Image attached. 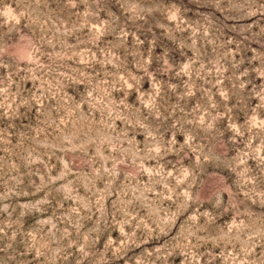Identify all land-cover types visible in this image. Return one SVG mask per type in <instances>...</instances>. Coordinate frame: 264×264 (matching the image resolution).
I'll return each mask as SVG.
<instances>
[{
    "label": "rangeland",
    "instance_id": "obj_1",
    "mask_svg": "<svg viewBox=\"0 0 264 264\" xmlns=\"http://www.w3.org/2000/svg\"><path fill=\"white\" fill-rule=\"evenodd\" d=\"M0 264H264V0H0Z\"/></svg>",
    "mask_w": 264,
    "mask_h": 264
}]
</instances>
